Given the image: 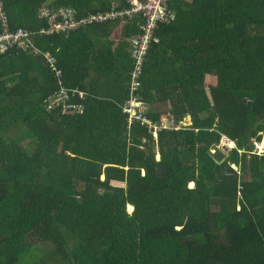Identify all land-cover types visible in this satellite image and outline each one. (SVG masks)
<instances>
[{"label":"trees","instance_id":"1","mask_svg":"<svg viewBox=\"0 0 264 264\" xmlns=\"http://www.w3.org/2000/svg\"><path fill=\"white\" fill-rule=\"evenodd\" d=\"M172 3L134 96L156 126L192 123L156 139L124 109L140 17L41 33L43 7L82 18L125 0H4L62 77L32 48L0 50V264H264V0ZM60 80L84 112L51 106Z\"/></svg>","mask_w":264,"mask_h":264},{"label":"built area","instance_id":"2","mask_svg":"<svg viewBox=\"0 0 264 264\" xmlns=\"http://www.w3.org/2000/svg\"><path fill=\"white\" fill-rule=\"evenodd\" d=\"M129 7L127 8H113L109 12H100L78 18V12L73 8L60 7L57 9H51L50 7H43L40 15L49 19V28H43L42 34L50 35L53 33H65L77 28L89 24H93L96 21L107 22L111 20H117L123 17L142 19V34L134 41L135 59L137 60V67L133 71L131 91L134 93L140 88L141 83L139 81L142 75V68L144 57H146L153 41L159 42L155 33L160 24L171 22L175 17L172 2L174 0H125ZM34 33H31L25 27L18 28L17 31L12 30L10 24V17L6 13L4 7V0H0V50L5 53L9 51L11 47H16L24 51H28L30 48L34 49V52L38 55H43L47 58L50 67L56 72L57 77H62L61 71L56 67V58L49 52H44L38 47ZM61 88L57 94H54L53 103L57 106L62 105L63 113L68 112H84L85 104H73L69 103L70 91L60 80ZM74 93H80L82 97L86 96V92L83 90L73 89ZM131 103H135L133 100ZM126 111H132L131 108H126Z\"/></svg>","mask_w":264,"mask_h":264},{"label":"bare ground","instance_id":"3","mask_svg":"<svg viewBox=\"0 0 264 264\" xmlns=\"http://www.w3.org/2000/svg\"><path fill=\"white\" fill-rule=\"evenodd\" d=\"M159 28H160V25H159V27L157 28V31L159 30ZM140 30L142 31V28L140 27ZM157 31H156V33H157ZM156 33H155V35H156ZM157 36V35H156ZM158 38V37H157ZM159 39V38H158ZM149 52V51H148ZM142 74H143V68H142ZM141 77H142V75L140 76V78H139V81H140V83H141V86H140V88H138L137 90H139V89H141L142 88V82H141ZM84 91V90H83ZM86 92V91H85ZM86 95H87V92H86ZM131 96H132V99L129 101V103L125 106V108L124 109H126V108H131L132 109V111H130V112H128V111H126V112H128L130 115H131V118H132V121H134V119H139V118H142L143 119V123H145V124H149L151 127H153L154 129H156L155 130V132H154V136H155V138L156 139H158V131H160V130H172V129H180V128H182V127H187V126H183V124H184V122L185 121H182L180 124H176V122L174 121V116L170 119L168 116H169V114H171V113H165L164 115H163V119H161V124L160 125H158V126H156L152 121H151V119L147 116V115H145V112L146 111H148L147 109H144L145 107H146V104L147 103H145V102H142V101H139V100H137V98L134 96V93L131 91ZM135 101V103H131L132 101ZM166 115H168L167 116V119H168V121L169 122H171V126H167L166 124H167V122H164V117L166 116ZM186 118V117H185ZM228 138V137H227ZM231 143H232V145L234 146V141H231ZM228 145V144H227ZM260 146L262 147H264V141L260 144ZM215 149H217L218 150V147H216ZM211 153H217V152H211ZM221 154V153H220ZM225 158H226V156H225ZM191 183H193V182H191ZM132 208H134L133 207V205H130V209L131 210H133Z\"/></svg>","mask_w":264,"mask_h":264},{"label":"rangeland","instance_id":"4","mask_svg":"<svg viewBox=\"0 0 264 264\" xmlns=\"http://www.w3.org/2000/svg\"><path fill=\"white\" fill-rule=\"evenodd\" d=\"M113 36H114V35H113ZM113 36H112V39H114V40H118V39L114 38ZM207 84H209V85H211V84H217V80H216V78L208 77V79H207ZM144 109L150 110L151 107H150L149 104H146V107H145ZM164 114H165V113H164ZM167 116H168V115H166V116L164 117V122H167V121H168ZM187 116H188V115H187ZM168 117L171 119V118L173 117L172 113L169 114ZM184 121H185V122H184L183 126H190L189 124L192 123V118H191V116L184 118ZM166 125H167V126H171V122L168 121ZM231 141H232L231 139L225 137V138L222 140L221 145L218 147V150H217V149H213L212 151H213V152H217V153H224V154L226 155V157H228L229 154L232 153V150L236 148V144L234 143V146H233L232 143H231ZM261 143H262V142H261ZM261 143H259V142H257V140H255V145H256V151H255V152H258V153H264V147H263V146H262V147L260 146ZM23 144H24V146H25L27 149H29L30 151H32V149H33V147H32V144H33L32 137H30V138H28V139H25ZM227 144H228V145H227ZM158 160H160V155H158ZM233 166H234V165H233ZM234 167L238 169L237 166H234ZM114 183H116V184H118V185H121V184H122V183H118V182H114ZM122 185H123V184H122ZM190 186H195V183H191ZM132 209H134V208H132ZM128 210H129L130 213L133 212V210L130 209V205L128 206Z\"/></svg>","mask_w":264,"mask_h":264},{"label":"water","instance_id":"5","mask_svg":"<svg viewBox=\"0 0 264 264\" xmlns=\"http://www.w3.org/2000/svg\"><path fill=\"white\" fill-rule=\"evenodd\" d=\"M214 157L216 158L217 161L222 162L225 159V154L224 153H212Z\"/></svg>","mask_w":264,"mask_h":264},{"label":"crops","instance_id":"6","mask_svg":"<svg viewBox=\"0 0 264 264\" xmlns=\"http://www.w3.org/2000/svg\"><path fill=\"white\" fill-rule=\"evenodd\" d=\"M120 34H121V26L119 25V26H117L115 28V31L113 33V35H114L113 37L116 38V39H119L120 38Z\"/></svg>","mask_w":264,"mask_h":264}]
</instances>
